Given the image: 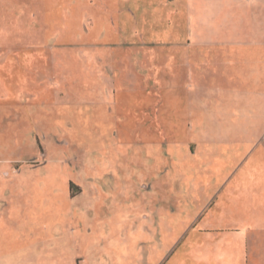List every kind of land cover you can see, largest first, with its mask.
<instances>
[{"label":"rangeland","instance_id":"obj_1","mask_svg":"<svg viewBox=\"0 0 264 264\" xmlns=\"http://www.w3.org/2000/svg\"><path fill=\"white\" fill-rule=\"evenodd\" d=\"M171 1L0 0V243L63 232L45 220L56 211L71 214L62 237L74 246L56 248L63 243L57 235H51L56 243L39 246L34 237L21 254L2 245L13 253H0V264H74L76 257L75 264H161L160 248L186 226L176 217L195 215L217 193L228 197V184L219 188L237 168L240 144L229 139L234 127L243 136L261 104H247L225 78L214 77L217 65L228 70L218 60L200 62L205 77L193 75L190 90L183 88L188 33L211 40L217 18L198 5L187 19L178 0L172 8ZM243 12L233 9L225 32L239 34ZM245 14L250 23L254 16ZM200 49L204 57L212 51L209 41ZM245 49L246 70L264 69L249 61L264 47L232 46L231 52L243 60ZM215 52L225 55L222 48ZM116 85L131 86L110 95L117 121L84 104L99 102L105 96L99 89ZM152 107L154 126L134 123L133 112L144 118ZM189 152L197 154L181 158ZM256 154L241 166L252 173L230 180L229 187L251 186L242 191L244 202L259 196L251 193L264 181L263 155ZM165 213L172 220L162 223ZM7 214L45 218L19 225L4 220ZM161 225L172 237L150 235Z\"/></svg>","mask_w":264,"mask_h":264},{"label":"crops","instance_id":"obj_2","mask_svg":"<svg viewBox=\"0 0 264 264\" xmlns=\"http://www.w3.org/2000/svg\"><path fill=\"white\" fill-rule=\"evenodd\" d=\"M175 1L177 0L167 3V5L172 8V5L176 3ZM177 2H179L180 6L183 7L182 13L185 15V18L187 17V19L191 18L190 15L193 12L191 9L193 6L197 8L199 5V9L201 6V11L203 7L209 6L211 12L216 14L215 17L217 18V25L215 24L213 30L218 31L215 37H212L211 40L209 39L205 42L202 41L203 39H194L195 36L192 35V37L190 34L191 32L188 33L189 37H187L186 40L189 41V43H185L187 51L185 53V61H183L185 64L182 66V78H184V83L182 84L183 88L186 89L187 92L190 90V84L194 83L192 81L193 75H195L196 78L201 77L203 79L205 77V73L202 71L203 64L200 65V62L203 63L204 61H211L212 63H215V61L218 60L219 62L225 63L224 66H226L228 70L219 71L217 65L218 71L215 70L214 77L219 81H222V79L225 78L226 83L231 87H228V89L230 88V91L233 92L234 95H244L246 98L245 102L247 104L250 103L253 106L257 104V101H259V105H261L258 111L255 109L257 115L252 121V124L245 126L243 136H239L234 127L235 130L233 129L232 138L229 139L232 143H235V145L237 143L240 144L238 145L239 147L236 148V154H238L239 159L237 165H235L237 168H234V170L230 169L228 171V175L230 176L226 182H223L220 188L218 187L223 190V188L225 189L228 184V197L224 196L221 198V194L217 193L214 198H212L208 204L203 205L201 211L195 215H191L190 217L189 215L184 214V217H180L181 214H179V217H176V219L184 220L186 226L177 237L175 236V242L170 241L169 246H163L160 248L159 253H162L163 255V262L161 264H170L172 256L177 254V251L179 254L177 259L178 264H264V181L254 184L255 186L253 187V192L251 194L256 195L259 193V196L247 199L246 202L242 201L246 198L244 199L241 195L242 191H249V187L251 186H249L248 183H238L237 187H229L231 184L230 180L234 178L235 174L252 173L250 170L244 172V169H242L243 165L245 167L247 163V161H245L246 159H252L254 154L261 153L263 155L264 162V69L261 68L259 71H247V66L244 64L245 59L247 58V50L245 49L244 54H242L244 55L243 60L236 59L235 54L237 53L231 52L232 46L257 47L262 45L264 47V34H262L264 31V27H262V25H264L262 24L264 16V0H255L254 3L253 0H178ZM233 9H238L239 11L244 9L242 15L244 20L242 21V28H240L239 34L236 35L235 33L231 36L229 32H225V28L223 29V26L229 27L227 23H229V21L231 22ZM246 10H249V13L251 12V15L254 16L252 17V21H250V23L249 21L247 22L245 14ZM184 24L187 28L185 22ZM220 30L224 31V38H219L218 35ZM208 41L212 51L208 57H204L198 52H201V45L206 44ZM220 47L225 55L219 56V54L215 52V48L218 52H220ZM193 51L195 53H193ZM242 51L243 48H239V52ZM207 58L210 59L206 60ZM249 61L257 63V65L263 64L264 66V54H256L254 57L249 58ZM240 64L243 66V72L242 70L236 68V66L241 67ZM191 67L196 69L195 74H193ZM248 72H251L252 74L249 75ZM198 84L194 85L197 86ZM130 87L131 86L126 87L124 85H116L115 87L104 86L99 90L105 96L101 97L99 102H88L84 104H89V107L100 106L104 110L103 116L109 115L112 120L115 118L117 121L119 117L114 110L117 111L118 109L116 108L117 106L114 103V99L110 95L113 93L120 94L124 89ZM142 88L150 90L148 86ZM218 88L219 84H216V89ZM117 113L120 116L118 111ZM155 113V109L152 107V110L149 109L146 112L144 118L140 117V114L137 113V111L132 113L131 118L134 119V123H137V125H144L146 122L145 124L147 126H154L156 120ZM253 126L259 128V133L257 135L250 133L251 131L249 129ZM151 132L154 136V129H152ZM163 136H165L166 139V135ZM198 149L199 148L197 147V150ZM196 152L182 153L181 158L196 156ZM155 154L156 153H152L154 158ZM165 154L171 155L172 153ZM148 155L151 156L150 153H148ZM211 155L216 157L214 153H211ZM76 196H70L69 199L72 201L77 200V198H75ZM184 204L185 203H183V205ZM170 212L173 213L171 208ZM57 214L58 213L55 211L54 214L50 217H46L47 219L45 220L50 221V223H53V226H57L59 229L63 230V232L59 231L57 233H52L51 235L62 237L64 234L68 233L69 228L65 229V225L68 219L71 220V214L67 213V215H63L64 218ZM41 218L43 219L45 217L42 216ZM41 218L39 219L36 215L24 217L23 215L9 216V214H7L6 219L4 220L9 222L12 221L20 225L28 221L44 223ZM159 220L162 223H165L166 221L170 222V220H172V214L165 213V215L161 216ZM160 234L163 237H172L171 231H167L164 227L162 228V225L159 231L155 232V230H153L150 235L154 238L156 235L161 236ZM51 235H49L48 238L46 236L40 237L37 235H30V237H38V241H40V243L37 242V244L39 246H42V244L45 246V244H52V242L56 243L55 240L57 238ZM31 238L27 235L21 236L16 239L18 244L12 243L15 239H10V241L8 239V242L6 241L0 243V253H13L9 250L1 249L2 245L10 249V245L13 244L11 247L16 248V253L13 254H21L25 250L23 245ZM62 239V245L61 243H58V246L57 244L54 246L59 249L67 248L72 251L74 246L71 245V241L63 237ZM30 243H33V240H31ZM75 261H78L77 257L74 258V261L72 259L74 264Z\"/></svg>","mask_w":264,"mask_h":264},{"label":"trees","instance_id":"obj_3","mask_svg":"<svg viewBox=\"0 0 264 264\" xmlns=\"http://www.w3.org/2000/svg\"><path fill=\"white\" fill-rule=\"evenodd\" d=\"M72 185H73V184L70 185V188H71Z\"/></svg>","mask_w":264,"mask_h":264}]
</instances>
